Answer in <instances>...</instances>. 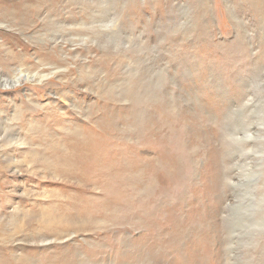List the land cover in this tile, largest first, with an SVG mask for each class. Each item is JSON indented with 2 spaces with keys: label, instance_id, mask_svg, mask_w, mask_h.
Listing matches in <instances>:
<instances>
[{
  "label": "rangeland",
  "instance_id": "374dc122",
  "mask_svg": "<svg viewBox=\"0 0 264 264\" xmlns=\"http://www.w3.org/2000/svg\"><path fill=\"white\" fill-rule=\"evenodd\" d=\"M0 76L20 78L0 86L2 164L47 156L53 109L60 134L85 125L184 168L151 202L145 188L92 189L101 216L57 235L60 186L26 163L41 183L9 178L0 264H264V0H0ZM23 193L47 234L20 231Z\"/></svg>",
  "mask_w": 264,
  "mask_h": 264
},
{
  "label": "bare ground",
  "instance_id": "6f19581e",
  "mask_svg": "<svg viewBox=\"0 0 264 264\" xmlns=\"http://www.w3.org/2000/svg\"><path fill=\"white\" fill-rule=\"evenodd\" d=\"M20 75L22 77V74ZM19 81L20 78L17 76L11 79L0 76V86L4 84L3 88L19 83ZM41 115L43 118L40 121L44 123L45 127H49L48 129H53L58 137L50 141L47 156L41 157L39 153L37 154L36 149L32 150L31 148L34 153L28 159L22 157L19 160H14L10 165L0 162V201L8 196H15L12 191L17 185L13 186L11 190L5 191L7 183L11 182L9 178L27 175L28 181L41 183L40 177H36L37 173L31 171L30 167L43 166V170L50 174L47 181L51 185H59V190L63 194V197L57 200L59 208L51 214V218L59 217L62 229L60 227L57 229V235H63L70 231L76 223V219L83 222L85 218L94 215L101 216L90 207L89 193L92 189L99 190L98 197L103 198L106 188L133 187L135 190L145 188L151 202L161 194L159 192L164 188L167 189L169 186L181 183L180 176L184 169L181 154L170 155V151L169 153H160L157 160L146 162L142 157L136 156L137 148L125 146L122 142L109 146L100 137L87 131L85 125L81 129L76 128L68 133L60 134L61 128L66 123L62 119V115L53 109L43 112ZM38 140H29V142L33 143ZM144 141L146 139L141 138L140 143L142 144ZM19 152L21 151L19 150ZM26 163L30 164V167H27ZM9 166L15 168L12 175L7 173ZM28 194L23 193L18 196L17 210L12 217L24 216L25 225L20 227L21 232L30 231L36 236H41L44 231H47L44 232L47 234L51 231L52 224L44 219L45 213L42 214V205L40 206L41 212L38 213L40 218L36 220L30 218L29 216L32 215L29 213L34 212L37 207L27 205L30 210H24L27 208L24 202L29 196ZM65 205L66 207H64ZM141 207L142 203H139V208ZM4 208L5 205L0 204V211H4ZM98 212H102L101 206H99ZM34 214L37 215V213ZM172 231L176 233L175 230Z\"/></svg>",
  "mask_w": 264,
  "mask_h": 264
}]
</instances>
